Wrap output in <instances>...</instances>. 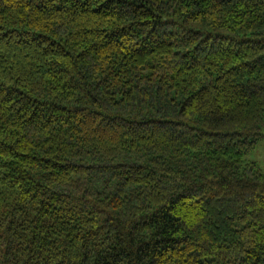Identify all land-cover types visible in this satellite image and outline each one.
<instances>
[{
    "label": "trees",
    "instance_id": "1",
    "mask_svg": "<svg viewBox=\"0 0 264 264\" xmlns=\"http://www.w3.org/2000/svg\"><path fill=\"white\" fill-rule=\"evenodd\" d=\"M264 0H0V264H264Z\"/></svg>",
    "mask_w": 264,
    "mask_h": 264
},
{
    "label": "rangeland",
    "instance_id": "2",
    "mask_svg": "<svg viewBox=\"0 0 264 264\" xmlns=\"http://www.w3.org/2000/svg\"><path fill=\"white\" fill-rule=\"evenodd\" d=\"M246 159L256 161L264 169V138H262L256 144V147L246 155Z\"/></svg>",
    "mask_w": 264,
    "mask_h": 264
}]
</instances>
